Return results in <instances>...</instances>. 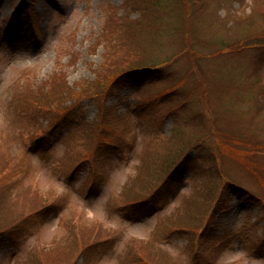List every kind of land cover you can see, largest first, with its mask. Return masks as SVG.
<instances>
[{
    "label": "rangeland",
    "instance_id": "rangeland-1",
    "mask_svg": "<svg viewBox=\"0 0 264 264\" xmlns=\"http://www.w3.org/2000/svg\"><path fill=\"white\" fill-rule=\"evenodd\" d=\"M189 1L0 0V264H264V0Z\"/></svg>",
    "mask_w": 264,
    "mask_h": 264
},
{
    "label": "trees",
    "instance_id": "trees-1",
    "mask_svg": "<svg viewBox=\"0 0 264 264\" xmlns=\"http://www.w3.org/2000/svg\"><path fill=\"white\" fill-rule=\"evenodd\" d=\"M130 2H131V4H133L135 7H147V5H149L150 6V8H155V9H157V8H159L162 4H160L161 3V0H130ZM128 4H129V1L127 2ZM183 3H184V5H185V8H186V15H188L189 16V14L191 13V9L189 8V5H190V1L189 0H183ZM189 13V14H188ZM189 38L191 39V37H190V28H189V26L187 25V26H185L184 25V40H189ZM236 44L237 43H234V44H232V45H220V49L219 50H217V51H215V53L216 52H222V53H224L225 52V50H229V51H233V50H239L238 49V47H240V46H238V47H234V46H236ZM242 45H244L245 46V44H242ZM188 48H191L190 46H191V44H187L186 45ZM225 46H229V47H227V48H225ZM226 53V52H225ZM136 67H139V66H136ZM125 71V70H124ZM122 72V71H121ZM120 73V72H119ZM199 75V74H198ZM200 76V75H199ZM20 88L17 90V91H19L20 92V94H18L17 96H14V98L15 99H19L20 101H21V103L22 104H25L26 106H29V105H31V104H36V103H34L33 101H31V100H29V99H27L26 97H25V95L22 93V90L21 89H23L24 90V88L23 87H21V86H19ZM18 97V98H17ZM77 100H79V98L77 99ZM76 99L75 100H73L72 101V103H71V105L70 106H68V108L56 119V118H52V116L51 115H46V118L48 119V123H50L49 125H50V127H52V126H54L53 124L58 120V122L59 121H61L62 119H65V117L67 116V114H69V113H71V112H73V111H76V110H78V106H79V102L77 101ZM46 107H49L48 105H46ZM52 121V122H51ZM57 122V123H58ZM80 122V121H79ZM214 127V126H213ZM104 141L105 142H107L108 143V141H107V138H104ZM186 143L187 142H185L184 144H183V147H182V149H181V152L182 151H184L183 149L185 148V146H186ZM180 152V153H181ZM179 153V154H180ZM178 154V155H179ZM183 154V153H182ZM182 154H180V156L182 155ZM178 155L176 156V157H178ZM175 157V158H176ZM172 161V160H171ZM170 161V162H171ZM169 162V163H170ZM178 163H176V160H174L173 162H171L170 163V166H176ZM167 166H168V164L166 165V167L164 168V169H166L167 168ZM164 169H163V171H164ZM162 171V172H163ZM212 174H213V172H212ZM214 174H215V176L218 174V172H217V170H214ZM211 187V186H210ZM183 230H186V229H181V230H179L180 232H183ZM188 230H190V229H188ZM27 261V260H26Z\"/></svg>",
    "mask_w": 264,
    "mask_h": 264
}]
</instances>
